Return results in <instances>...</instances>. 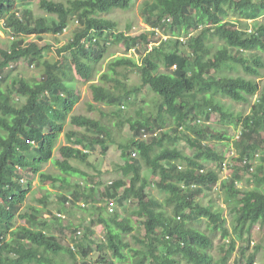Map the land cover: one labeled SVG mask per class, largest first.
Returning <instances> with one entry per match:
<instances>
[{"label": "trees", "instance_id": "trees-1", "mask_svg": "<svg viewBox=\"0 0 264 264\" xmlns=\"http://www.w3.org/2000/svg\"><path fill=\"white\" fill-rule=\"evenodd\" d=\"M136 1L0 0L6 35L0 40V264H78V256L87 264L94 247L96 264H255L251 233L255 224L264 225V174L257 176L252 168L256 159L264 160V0H146L140 14L150 31L132 38L116 35V22L102 15L128 12ZM34 2L44 15L34 16L29 7ZM229 12L238 16L235 22ZM70 15L80 30L56 59L50 57L51 46L42 41L45 35L61 36ZM191 16L195 34L177 42L186 37L183 28ZM31 36L35 39L27 41ZM115 38L126 53L108 60L101 71ZM144 45L151 48L141 53L137 47ZM132 49L139 63L127 56ZM22 61L34 75H13ZM119 67L127 72L121 74ZM130 73L138 75L139 86L128 87ZM66 83L88 85V113H74L81 95ZM144 88L161 97L156 113L140 108L135 117H121V109L135 105L132 97ZM225 98L247 105L248 114L236 112ZM213 115L220 128L211 126ZM68 127L73 130L66 132ZM125 127L131 140L115 143L123 163L114 171L121 178L104 184L101 170L90 161L92 153L106 155L112 137ZM227 127L238 129L236 137L228 136ZM61 135L66 144L53 160ZM205 139L232 142L227 178L220 179L224 155ZM181 143L191 155L179 154ZM50 162L57 172H42ZM262 170L260 165L257 171ZM78 174L86 177L85 185L73 181ZM34 177L43 192H36V204L24 210ZM244 181L255 187L238 186ZM45 184L58 189L50 192ZM151 187L164 198H156ZM215 188L229 209L231 228L223 209L212 200L207 206L203 202ZM99 198L115 200L120 213H109L107 206V214L96 212ZM74 210L90 216L87 226L63 218L64 213L76 216ZM135 216H141L144 231L142 240L134 238L140 249L127 240L135 231ZM202 222L211 226L210 233L197 227ZM96 228L107 252L92 238ZM217 234L226 244L215 260Z\"/></svg>", "mask_w": 264, "mask_h": 264}, {"label": "rangeland", "instance_id": "rangeland-1", "mask_svg": "<svg viewBox=\"0 0 264 264\" xmlns=\"http://www.w3.org/2000/svg\"><path fill=\"white\" fill-rule=\"evenodd\" d=\"M55 1H61L63 3H65L67 0H55ZM146 0H137L135 5L133 6V8L128 11V12H123V11H119V10H113L110 13H106L104 15H102V17L110 19L114 22H116L117 24V31L115 32L116 35H118L119 33L124 34L125 36H128L129 38H132L133 36L139 35L140 33L144 32V31H150V28L148 27V25L144 22L143 18L141 17V10L143 7V3ZM32 13L34 14V16H41L44 15L39 8L37 7V2L31 3L29 5ZM97 16H99V14H97ZM238 18L237 15L229 12L228 13V19L232 22H235V20ZM195 17L191 16L190 17V21L187 24V27L183 28V32H185L187 35L186 37H184L183 35L178 38L175 39L177 42H185L186 39H188L190 36H192L193 34H195V30L192 28V25L195 22ZM3 24V22H0V40L1 41H5L6 40V35L3 33V29L1 28V25ZM249 27H251L253 24L251 21L248 22ZM250 29V28H248ZM80 30V26L78 25V23L76 22L75 18L73 15H70L68 18V27L66 29V31L59 37L54 38L50 35H45L44 40L42 41V43L44 44H49L51 46V52L49 53L50 57H54L55 59L58 57L57 55V51L59 50V48H61L62 46H64L68 40H70L73 35ZM107 36L108 34L105 35V38L107 41ZM159 37H161L160 35H158ZM162 38V37H161ZM35 38L34 36L28 37L27 41L31 40L33 41ZM163 39H168V37H163ZM117 41H119V39L115 38L114 42L116 44H112L111 42H109V50H108V54L106 56V59L102 62L100 70L104 71L106 69V65L108 63V60H110L113 57H118V56H122L124 55L126 52H124V47H123V41H121V43H118ZM161 44V43H160ZM142 45V44H140ZM144 48V49H143ZM151 45H144L142 46H138L137 49H139L141 51V53H144L145 49H150ZM127 56L131 57L132 59H134L137 63H139L140 61V57L139 54L135 51L134 49L130 50L127 52ZM264 57V54H263ZM18 70L13 72V75L17 76V75H22L25 74L26 77L32 76L34 75V69H32L31 67L27 66V64L22 61L17 65ZM175 67H171L170 69L172 70ZM9 69L5 71V75L8 73ZM118 72H120L121 74L123 72H127V68L126 67H119L118 68ZM262 81H264V78L262 79ZM67 87L69 89H76L77 92L80 93L81 95V100L79 102V104L75 107L74 113L76 115H83L87 112V105L89 102L92 101L91 98V93L89 91L88 85L82 86V85H76L75 83H66ZM127 85L129 88L135 87V86H139V78L138 75L135 73H130L129 74V78L127 80ZM133 101H135V105H131V106H127L121 109V117H135V113L138 109H143L144 112H150L152 111L153 114L156 113V108L155 105H159L160 101H161V97L158 96L157 94H154L152 92H150L148 89L144 88L141 93H139L135 98L132 97ZM226 104H229L233 107V109L236 112L241 113L242 115H247L249 112V107L247 105H241V104H235L232 103L229 99H222ZM255 100V98H253L252 102ZM104 107V106H101ZM108 110V109H106ZM92 117H96L95 113H91ZM218 117L217 115H213L211 117L210 123L212 127L215 128H220V126L217 123ZM112 124V122H111ZM175 127V126H173ZM73 128L68 127L66 129V132H70L72 131ZM226 132L228 134V136L230 137H236V134H238V129L234 130L232 127H227ZM131 134L129 132L128 127H125L124 130L122 129L119 134H116L112 137V145H110L109 147V151L107 152L106 155H102L100 153L99 150H97L96 152L92 153V157L90 159V161L92 162L93 166L97 169L101 170V180L104 182V184H108V183H112L113 181H116L118 179L121 178V173H119L118 171H114L115 170V165L116 164H122L123 161L121 159V155H120V151L118 150V148L115 146V143H120L122 144L123 142H127V140H131ZM204 142L211 148H213L214 150L220 152L222 155H224L225 157V164L227 165V167L221 171L220 174V179H224L226 178V176H228L229 172L231 171V167L230 164H232L231 161V157L233 156L232 153V142H211L209 140H204ZM65 139L63 137V135L60 136L59 142L57 144V147L54 151L53 154V160L57 159L59 157V148L63 145H65ZM178 152L181 156H189L192 154V151L186 146L183 145L182 143L178 145ZM232 153V154H231ZM75 165L79 166L80 168L82 167L85 171H88L89 169L92 168H88L85 164H81V163H74ZM262 165L263 166V170L262 172H260L261 174H259V172L257 171V168ZM214 165L208 164V167H213ZM253 172L254 174H258L257 176H262L264 174V160H262V158L260 159H256L255 163L253 164ZM42 172H48V173H56L57 169L52 165V163H48L46 166L42 167ZM90 172V171H89ZM149 172L148 170H144L143 174L147 175ZM30 177V176H29ZM86 177L84 175L80 176L79 174L73 177V181L74 182H78L77 184H81L84 183L83 185L86 184ZM22 182L26 183V178L23 179ZM32 186H33V192L29 195L26 204L24 206V210H27V208L30 205H35L36 204V200H35V195L38 196L37 193H42L43 191H40V184H39V178L38 177H34V180L32 182ZM240 187H244L248 190L252 189L255 187L254 183L250 184L244 181L242 184H239ZM43 187H45L46 190L52 192L54 190H57L58 188H54L51 189L49 184H45ZM42 187V188H43ZM37 192V193H36ZM150 192L159 200H162L164 198V194L160 191H158L157 189H155L154 187H151ZM208 197H203V202L204 204L207 206L208 204H210L211 200L213 201V204L216 207H219L220 209L224 210V216L227 220V225L229 228H231V216L229 214V209L227 208V205H225V203L223 202V196L220 190H218L217 188H215L211 193H208L207 195ZM40 197V196H39ZM49 198V205L51 210H55L56 205L58 204L56 201V196L55 195H48ZM127 203V202H126ZM96 205V212H98L99 214H107L104 211V208L107 206V211L111 212L113 214L116 213H120L119 208L116 206L115 201H106V199L104 198H99L98 201L95 203ZM127 206H129V204H127ZM73 213H77L76 216H68V214L64 213L63 218L68 219L70 218L72 221V224H79V223H83V226H87L88 225V217H90L87 214H84V216L82 215V213L77 212L76 210L73 211ZM134 224H135V231L134 233H132L131 236H129L127 238V240L130 243V246L134 249H140V245L139 243H137L134 238H138V239H143L144 236V231L143 228L140 224L141 221V216H135L132 218ZM21 223V222H20ZM198 228H200L201 230L210 233L209 230H211V226L210 225H206L205 222H202L201 224L197 225ZM207 230V231H206ZM82 232V231H80ZM252 237H251V251L255 252L256 255V262L255 264H263L264 263V249L260 248V249H255V247L257 246H264V225L261 226L259 224H255V226L252 229ZM92 238L95 241L96 245H101V251L103 252H107L106 248H105V240H104V235L102 233V230L100 228H96L95 229V233L92 236ZM226 244V241L220 239L219 235H215L214 236V249L211 251L212 255L214 256L215 260H218L219 258V252L220 249L222 247H224V245ZM94 253L92 255H90L89 257H87L85 259V263L87 264H96L98 257L97 254H95L97 252L96 247H94ZM236 256V254L234 255ZM68 260H72L70 257H66ZM78 260V264H84L83 262L80 261V257H77ZM128 263H131L130 260L127 261ZM229 264H237L236 262H230Z\"/></svg>", "mask_w": 264, "mask_h": 264}, {"label": "built area", "instance_id": "built-area-1", "mask_svg": "<svg viewBox=\"0 0 264 264\" xmlns=\"http://www.w3.org/2000/svg\"><path fill=\"white\" fill-rule=\"evenodd\" d=\"M248 33L250 34L251 32L250 31H248ZM181 129V128H180ZM147 137V135H144V138H146ZM245 164H248L249 162L248 161H245L244 162ZM227 167V165L224 163V165H223V170L225 169ZM252 170V169H251ZM227 177V176H226Z\"/></svg>", "mask_w": 264, "mask_h": 264}, {"label": "clouds", "instance_id": "clouds-1", "mask_svg": "<svg viewBox=\"0 0 264 264\" xmlns=\"http://www.w3.org/2000/svg\"><path fill=\"white\" fill-rule=\"evenodd\" d=\"M248 31H250L251 32V29H249ZM248 31H247V33H248ZM249 34V33H248ZM180 129V128H179ZM227 178V177H226ZM225 179V178H224ZM110 184H112V183H110ZM239 186V185H238ZM115 201V200H114ZM115 204L117 205V202L115 201ZM109 213H111V212H109Z\"/></svg>", "mask_w": 264, "mask_h": 264}, {"label": "bare ground", "instance_id": "bare-ground-1", "mask_svg": "<svg viewBox=\"0 0 264 264\" xmlns=\"http://www.w3.org/2000/svg\"><path fill=\"white\" fill-rule=\"evenodd\" d=\"M127 36H130V35H127ZM233 153V152H232Z\"/></svg>", "mask_w": 264, "mask_h": 264}]
</instances>
